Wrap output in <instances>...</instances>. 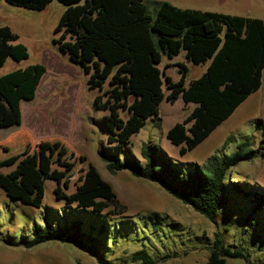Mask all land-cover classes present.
Returning a JSON list of instances; mask_svg holds the SVG:
<instances>
[{"label": "trees", "instance_id": "1", "mask_svg": "<svg viewBox=\"0 0 264 264\" xmlns=\"http://www.w3.org/2000/svg\"><path fill=\"white\" fill-rule=\"evenodd\" d=\"M5 1L41 12L54 0ZM59 1L65 11L55 30L59 37L54 42L72 64L89 76V88L98 91L95 107L105 112L107 142L123 152L150 118L159 117L165 100L175 102L181 98L186 105L195 106L166 134L168 141L180 147V154L185 156L203 144L262 88L264 19L180 9L169 2L157 3L155 13H151L144 0ZM18 40L19 36L10 27L0 28V69L8 59L22 62L29 58L27 47L16 43ZM181 53L188 63L196 66L209 63L206 72L187 86V66H181L184 75L177 84L160 70L164 57L172 60ZM46 73L44 65L35 64L0 77V107L9 113L13 125L22 124V103L35 100ZM3 123L0 121V127ZM46 145L40 152L48 150L53 156L54 148L49 143ZM141 155L144 162L132 153L124 160L105 154L102 157L109 173L129 171L136 178L158 184L214 225L219 224L226 201L232 199L230 194L236 186L229 181L234 177L232 171L258 157L251 139L239 143L236 151L212 157L188 172L155 145L145 144ZM32 157L35 155L29 158L31 163L37 160V157L31 160ZM38 160L40 168L33 172L35 181L29 186L24 184L27 169L23 170L22 166L15 177H0V188L9 198L34 208L42 206L46 181L60 185L71 171L67 160H53L52 164L46 157L40 156ZM57 162L58 168L52 169ZM14 164L9 162L11 166ZM88 175L95 185L92 189L85 191L79 187L68 196L59 186L55 190L56 198L69 205L70 213L81 212L99 222L98 235H104L106 218L117 217L114 209L121 204L112 187L100 184L95 168L91 167ZM253 201L257 205L253 213L264 212V197L256 194ZM249 222L252 224L251 219ZM153 224L158 231V220L154 219ZM84 227L83 219L66 224L46 220L43 225H34L33 239L24 245L33 248L52 242L71 243L96 258L99 264H107L101 254V241L94 235L96 226L90 227V233ZM230 259L264 264L253 261L244 250L228 245L221 231L215 232L207 264H229ZM133 260L139 264H157L147 249L135 252Z\"/></svg>", "mask_w": 264, "mask_h": 264}, {"label": "rangeland", "instance_id": "2", "mask_svg": "<svg viewBox=\"0 0 264 264\" xmlns=\"http://www.w3.org/2000/svg\"><path fill=\"white\" fill-rule=\"evenodd\" d=\"M144 1L151 13H155L157 3L169 2L180 9L264 19V0ZM64 11L65 6L59 0H54L41 12L0 1V28L10 27L19 36L16 43L25 45L29 51V58L22 62L8 59L0 69V76L41 64L48 54L58 56L70 67L74 65L65 61L69 56L63 55L54 42L59 37L55 30ZM181 66L188 68L187 86L205 73L209 63L196 66L188 63L181 53L172 60L164 57L160 70L177 84L184 75ZM73 68L74 78L64 75L60 76V80L56 79L57 108L66 113L65 121L55 124L51 112L45 116L51 118L47 126L34 114L35 106L24 102L23 123L13 125L9 113L0 107V121L5 124L0 127V177H15L14 174L22 166L23 170L27 169L24 184L29 186L35 181L33 172L40 168V156L46 157L51 164L53 160H67L71 166V171L60 185L52 180L46 181L40 208L9 198L0 188V264H99L96 258L71 243L52 242L33 248L24 245V242L33 239L34 225H43L46 220L66 224L79 219L84 220L86 232L90 233V227L96 226L94 235L101 241V254L107 264H139L134 262L133 254L142 249H147L157 264H207L217 231L223 233L228 245L244 250L253 261L264 263V212L253 213L257 207L254 195L264 197V80L262 88L250 96L230 119L197 149L182 156L181 148L173 146L166 134L193 111L194 105H186L181 98L175 102L165 100L159 117L150 118L123 152L107 142L103 125L105 112L97 110L94 104L98 91L89 88V76L81 67L74 65ZM164 91L169 94L166 87ZM246 139H251L252 149L258 157L232 171L234 177H230L229 181L236 186L230 194L232 199L224 205L218 225L169 195L158 184L136 178L129 171L109 173L102 157L105 154L124 160L132 153L144 162L141 155L143 146L155 145L188 172L195 166L201 167L212 157L236 151L237 145ZM47 143L54 148L53 156L48 150L40 152ZM32 155L35 157L31 160L37 157L33 163L29 160ZM9 162L15 164L11 166ZM58 165L57 162L52 169H57ZM91 167L95 168L100 184L112 187L121 204L114 209L117 217L106 218L108 225L104 235H98L99 222L81 212L70 213L69 205L58 200L55 194L59 186L68 196L76 193L79 187H84L85 191L92 189L95 185L88 175ZM154 219L158 220V231L154 229ZM107 231L110 233L107 234ZM228 263L245 264L242 260L231 259Z\"/></svg>", "mask_w": 264, "mask_h": 264}, {"label": "crops", "instance_id": "3", "mask_svg": "<svg viewBox=\"0 0 264 264\" xmlns=\"http://www.w3.org/2000/svg\"><path fill=\"white\" fill-rule=\"evenodd\" d=\"M65 61L69 62V59L65 58ZM41 64L46 67L47 73L44 76L42 83L37 91L35 100L30 103L31 105L35 106L33 110L34 114L38 115V120L40 122L47 123L48 126V124L51 123V118L45 116L49 113L53 112L54 120L56 122L55 124H57L58 122L65 121V118L67 116L66 113L62 110V108H57L59 105V99L55 96V93L57 92L56 86H58L57 81L60 80V76L70 75L74 78L76 74L74 72L75 69L73 68L74 65L70 64L72 65L71 67L66 65L64 61L60 60V58L54 54H48L44 62ZM21 108L23 111V103Z\"/></svg>", "mask_w": 264, "mask_h": 264}, {"label": "water", "instance_id": "4", "mask_svg": "<svg viewBox=\"0 0 264 264\" xmlns=\"http://www.w3.org/2000/svg\"><path fill=\"white\" fill-rule=\"evenodd\" d=\"M61 52V51H60ZM63 54V53H62ZM64 55V54H63ZM70 63H72L70 60H69ZM164 75V74H163Z\"/></svg>", "mask_w": 264, "mask_h": 264}]
</instances>
